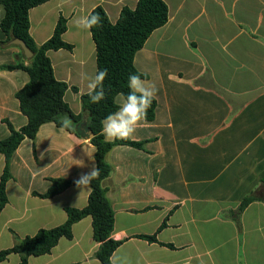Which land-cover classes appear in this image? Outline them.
<instances>
[{
  "label": "crops",
  "instance_id": "crops-1",
  "mask_svg": "<svg viewBox=\"0 0 264 264\" xmlns=\"http://www.w3.org/2000/svg\"><path fill=\"white\" fill-rule=\"evenodd\" d=\"M139 0H52L30 10V34L48 41L60 19L73 46L48 53L57 80L69 88L65 101L77 115L87 94L86 75L97 72L91 30L74 21L102 7L115 24L122 9ZM166 25L136 53L134 65L155 84L156 118L144 121L130 141L107 154L110 176L103 185L115 214L112 237L124 243L113 264H264V201L237 214L250 195L264 194V0H163ZM5 9L0 5V23ZM5 36L0 29V42ZM29 61L17 46L0 48V141L10 135L5 120L28 123L16 93L28 82L6 65ZM73 88H76L75 91ZM122 97H116L119 105ZM96 148L55 123L25 139L10 162L8 203L0 213V251L17 238L67 220L66 208L83 209L91 189L71 186L41 198L53 179L76 182L96 167ZM6 164L0 154V181ZM84 165V166H81ZM167 225L159 231L162 224ZM50 254L28 264H101L95 258L92 219L73 225ZM157 235L159 243L140 236ZM162 244H171L172 249ZM12 254L0 264H20Z\"/></svg>",
  "mask_w": 264,
  "mask_h": 264
},
{
  "label": "trees",
  "instance_id": "trees-1",
  "mask_svg": "<svg viewBox=\"0 0 264 264\" xmlns=\"http://www.w3.org/2000/svg\"><path fill=\"white\" fill-rule=\"evenodd\" d=\"M49 1L52 0H0V5L5 9V15L0 23L5 40L0 42V48L14 39H20L33 53L27 65L19 62L3 67L10 71H25L29 75V82L16 93L20 110L28 118V123L16 129L8 120H5L10 135L0 141V154L6 159L0 181V213L8 203L6 185L12 178L10 173L12 157L22 142L25 139L34 140L40 128L46 123H55L59 128L74 133L78 137L89 139L96 148L95 160L96 167L99 168V176L89 185H85L91 189L85 208H66L67 220L64 224L51 229H40L33 236L17 238L13 247L0 251V262L8 260L12 254H17L21 259L20 264H28L31 257L50 254L61 238L72 239L74 224L90 217L93 239L99 244L95 258L101 264H113L112 256L124 241H118L112 237L115 214L107 197V189L103 185L111 174V167L106 161V156L116 145L140 147L141 143L129 139L107 142L101 131L102 121L109 113L117 110L119 105L116 103V97L120 93L127 94V80L130 74H138L141 79L147 78L136 69L134 58L136 53L144 47L150 35L167 24L169 9L163 0H139L135 9L124 7L115 24L110 21L102 7H96L91 12L98 13L101 17V25L92 28L91 33L96 44L97 71L107 69L108 72L103 82L105 99L99 103H92L88 94L82 95L83 113L77 115L64 99L69 86L56 79L51 59L48 56L50 51L73 50V46L64 41L67 20L60 17L52 37L42 45H38L30 34V10ZM21 52L24 55L22 50ZM156 109L157 101L154 99L147 111L145 121L155 120ZM51 182L52 185L47 193L43 195L35 193V195L41 198H52L76 185L75 182L64 179H53ZM256 200L264 201L263 192L246 197L240 204L237 214L243 212L249 204ZM166 225L165 221L159 231ZM140 238L150 243H159L156 234L140 236ZM162 245L175 248L171 244Z\"/></svg>",
  "mask_w": 264,
  "mask_h": 264
},
{
  "label": "clouds",
  "instance_id": "clouds-1",
  "mask_svg": "<svg viewBox=\"0 0 264 264\" xmlns=\"http://www.w3.org/2000/svg\"><path fill=\"white\" fill-rule=\"evenodd\" d=\"M77 28L91 30L101 25L98 13H89L74 21ZM108 76L107 69L98 70L94 75H86L87 94L92 103H99L105 99L103 82ZM127 94L120 93L122 101L116 111L109 113L102 121V134L109 143L116 140H127L134 136L138 127L145 121L147 111L156 98L158 89L155 84L141 79V76L132 73L127 80ZM84 166V165H81ZM99 176V168L93 165L91 171L82 174L75 182L77 187L89 185Z\"/></svg>",
  "mask_w": 264,
  "mask_h": 264
},
{
  "label": "water",
  "instance_id": "water-1",
  "mask_svg": "<svg viewBox=\"0 0 264 264\" xmlns=\"http://www.w3.org/2000/svg\"><path fill=\"white\" fill-rule=\"evenodd\" d=\"M10 45H14V46H17V47H20L21 50L23 51L24 53V56L27 60H30L32 59L33 57V53L28 49V47L26 46L25 42L20 40V39H14L12 40L10 43ZM91 135V134H90Z\"/></svg>",
  "mask_w": 264,
  "mask_h": 264
}]
</instances>
